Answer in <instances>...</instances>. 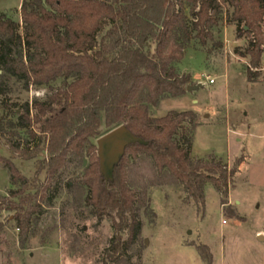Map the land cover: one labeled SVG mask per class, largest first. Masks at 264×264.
Masks as SVG:
<instances>
[{"label": "trees", "instance_id": "obj_1", "mask_svg": "<svg viewBox=\"0 0 264 264\" xmlns=\"http://www.w3.org/2000/svg\"><path fill=\"white\" fill-rule=\"evenodd\" d=\"M20 22L0 12V96L4 78L30 87H61L44 101L25 102L0 117V164L12 188L0 196V211L12 213L18 243L24 246L33 223L53 206L62 171L87 166L68 181V205L88 207L109 218L112 237L100 264H141L132 250L141 232L140 214L149 191L182 186L198 207L210 183L227 204L237 167L213 155H191L195 113L150 115L167 98H178L192 84L178 67L197 40H212L222 19L246 36L243 57L249 82L264 54V0H22ZM189 126V129L185 128ZM124 127L141 142L125 148L111 177L101 173L97 147L106 133ZM41 157V158H39ZM34 161L31 177L13 163Z\"/></svg>", "mask_w": 264, "mask_h": 264}, {"label": "rangeland", "instance_id": "obj_2", "mask_svg": "<svg viewBox=\"0 0 264 264\" xmlns=\"http://www.w3.org/2000/svg\"><path fill=\"white\" fill-rule=\"evenodd\" d=\"M21 1L0 0V12L19 23ZM261 26L264 30V21ZM212 36L203 46L194 40L178 67L180 74L190 76V86L202 88L163 99L149 112L157 118L169 112L195 113L192 157L213 155L238 171L226 205H221L210 183L204 188L202 207L182 186L151 189L149 208L140 214L139 241L131 252L133 261L141 264H264V242L257 240L264 236V54L258 69H250L257 77L249 82L245 75L249 58L242 56L247 37L238 39L235 25L224 19ZM204 75L214 83L208 84ZM60 87L57 80L49 88L25 91L23 83L5 77L0 117L15 122L14 116L6 115L13 106L44 101ZM0 155L9 157L1 147ZM13 163L24 176H32L33 160ZM86 166L83 158L81 169L62 171L58 197L37 217L24 246L18 243L12 213L0 211V264H100L112 237L110 219L98 220L90 208L74 209L67 203L65 184ZM11 188L8 171L0 164V196Z\"/></svg>", "mask_w": 264, "mask_h": 264}, {"label": "water", "instance_id": "obj_3", "mask_svg": "<svg viewBox=\"0 0 264 264\" xmlns=\"http://www.w3.org/2000/svg\"><path fill=\"white\" fill-rule=\"evenodd\" d=\"M202 88L201 84L187 86L186 92L190 93ZM137 142L138 138L132 136L124 127H118L97 140V157L101 173L110 178L113 166L119 162L123 156L125 148ZM259 242H264V236H258Z\"/></svg>", "mask_w": 264, "mask_h": 264}, {"label": "built area", "instance_id": "obj_4", "mask_svg": "<svg viewBox=\"0 0 264 264\" xmlns=\"http://www.w3.org/2000/svg\"><path fill=\"white\" fill-rule=\"evenodd\" d=\"M202 77H204V79H205V81H207L208 82V84H213L214 83V80L213 79H210V77H208V76H202Z\"/></svg>", "mask_w": 264, "mask_h": 264}]
</instances>
